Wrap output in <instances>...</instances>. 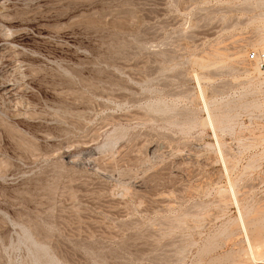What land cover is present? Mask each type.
<instances>
[{
	"label": "rangeland",
	"instance_id": "rangeland-1",
	"mask_svg": "<svg viewBox=\"0 0 264 264\" xmlns=\"http://www.w3.org/2000/svg\"><path fill=\"white\" fill-rule=\"evenodd\" d=\"M10 1L32 55L31 115L23 125L0 112V264H249L235 205L251 244L264 242V75L247 76L243 61L264 9ZM43 23L52 34L38 33ZM205 56L214 62L199 69ZM195 75L224 121L213 126L220 149Z\"/></svg>",
	"mask_w": 264,
	"mask_h": 264
},
{
	"label": "bare ground",
	"instance_id": "bare-ground-1",
	"mask_svg": "<svg viewBox=\"0 0 264 264\" xmlns=\"http://www.w3.org/2000/svg\"><path fill=\"white\" fill-rule=\"evenodd\" d=\"M64 1V0H63ZM73 1V0H72ZM86 1V0H85ZM14 2V1H13ZM124 2V1H123ZM11 1L10 0H0V112L1 114H3V112H9L10 114V118L14 121V122H17V124H26V122H28V120L30 119V113H29V108H30V104L27 102L28 101V98H27V94H29V90L30 88H28V85L29 83H27L30 79H28V75L26 74V70L27 68H25V62L27 61V58L31 55H28L29 53H27V49L24 48V44H22V37L23 35L27 32L25 27H23V24L22 25H18L16 24L15 22L11 21V19L9 18V15H10V11H11ZM59 3L58 2H54L53 5L56 6L58 5ZM249 4H250V9L251 10H254L256 8H261V9H264V0H250L249 1ZM51 5V4H50ZM52 6V5H51ZM63 6V5H62ZM55 8V7H54ZM49 9V8H48ZM36 10V9H35ZM45 10V9H44ZM50 10V9H49ZM56 9H54L55 11ZM62 10V9H60ZM127 10V9H126ZM33 11V10H31ZM53 11V10H52ZM57 11V10H56ZM30 12V11H29ZM34 12V11H33ZM49 12V11H48ZM40 14V13H39ZM46 14V13H45ZM71 15V14H70ZM19 16V15H18ZM54 16V15H53ZM86 16V15H85ZM259 16H263L262 13L259 14ZM123 17V16H122ZM29 18V17H28ZM81 18V17H80ZM79 18V19H80ZM85 18V17H84ZM93 18V17H92ZM105 18V17H104ZM115 18V17H114ZM121 18V17H120ZM78 19V17L76 18ZM83 19V18H81ZM126 19V18H125ZM136 19V18H135ZM84 20V19H83ZM91 20V19H90ZM98 20V19H97ZM105 20V19H104ZM115 20V19H114ZM254 20V19H253ZM20 21V20H19ZM57 21V20H56ZM75 21V20H74ZM93 21V20H92ZM50 22V21H49ZM58 23V22H57ZM83 23V22H82ZM33 24V23H32ZM75 24V22H74ZM94 24V23H93ZM97 24V23H96ZM139 24V23H138ZM25 25V24H24ZM29 25V24H28ZM98 25V24H97ZM126 25V24H125ZM132 25V24H131ZM39 26V25H38ZM32 27V26H31ZM36 28V27H35ZM123 29V28H122ZM36 30V29H35ZM37 30L39 31L38 33L40 35H43L44 33V36H46L45 34H48V33H51L53 32V28L50 26V25H47V24H41ZM82 30V29H81ZM117 30V29H116ZM125 30V29H124ZM133 31V30H131ZM261 32H257L260 37H258L255 41L257 42H252V44H258V48L254 50V52H262L264 53V27L260 30ZM190 32V31H189ZM40 35H37L39 36L40 38ZM49 35H47L48 37ZM24 38V37H23ZM26 40V38H25ZM28 42V40H27ZM30 42V41H29ZM24 43V42H23ZM41 44V43H40ZM237 44V43H236ZM26 45V44H25ZM32 45H33V42H32ZM58 46V45H57ZM237 46V45H236ZM242 46V45H240ZM33 47V46H32ZM238 47V46H237ZM234 48V47H233ZM256 48V47H255ZM34 49V48H33ZM43 50V49H42ZM261 50V51H260ZM54 51V50H53ZM212 52V51H211ZM213 52H216V49L215 51ZM239 52V51H238ZM219 53V52H218ZM235 53V52H234ZM34 54V53H33ZM214 54V53H213ZM210 53V55H213ZM216 57H217V53H215ZM220 54V53H219ZM242 54V52H241ZM50 55V54H49ZM60 55V54H59ZM209 55V53H208ZM238 56V54H236ZM244 55V54H243ZM28 56V57H27ZM32 56V55H31ZM215 56H210V60H214L212 59L215 58ZM236 56V57H237ZM240 56V54H239ZM38 57V56H37ZM71 57V56H70ZM209 57V56H208ZM221 57V56H219ZM234 57H235V54H234ZM35 58V57H34ZM33 58V59H34ZM241 58V59H240ZM240 58H237V60H241L242 61V56H240ZM31 59V57H29V60ZM52 59V58H51ZM65 59V58H64ZM205 60H203V58H199V59H196L195 60V63H198V67L199 69H205L210 66V64L213 62H208L206 61V56L204 57ZM217 59V58H216ZM215 59V60H216ZM209 60V61H210ZM237 60H233L234 62H239ZM31 61V60H30ZM43 61V60H42ZM75 61V60H74ZM218 62V60H216ZM215 61V62H216ZM40 62V61H39ZM77 62V61H76ZM81 62V61H80ZM27 63V62H26ZM32 63V62H31ZM221 63V62H220ZM224 63V62H223ZM230 63V62H229ZM233 63V62H231ZM242 63V62H241ZM28 64V63H27ZM26 64V65H27ZM30 64V63H29ZM41 64V63H40ZM215 64V63H214ZM226 64V63H225ZM236 64V63H234ZM191 65V64H190ZM240 65V64H239ZM246 66V68L244 66ZM243 68H245V70L247 71L246 75L248 76L250 73L248 70H250V68L258 73L259 75H264V63L263 64H250L246 61V59L243 61ZM29 66V65H28ZM123 66V65H122ZM126 66V65H125ZM241 66V65H240ZM211 67V66H210ZM209 67V68H210ZM249 67V68H248ZM42 68V67H41ZM248 68V69H247ZM68 69V68H67ZM50 70V69H49ZM211 70V69H210ZM46 71V70H45ZM232 71V70H231ZM32 71H27L28 74ZM33 73V72H32ZM210 73V72H209ZM212 73V72H211ZM54 74V73H53ZM128 74V73H127ZM32 75V74H30ZM193 75V74H192ZM200 75V74H199ZM44 76V75H43ZM133 76V75H132ZM135 76V75H134ZM58 77V76H57ZM30 78V77H29ZM195 80H196V83H197V86H198V91H199V95L201 96L202 98V101L201 103L203 104L204 106V110L206 111V119L205 120H202L204 121V126L207 124L212 132H213V136L215 138V143L217 144V147H218V142H217V138L215 137V129H217V125L215 123H218V120H215L213 119L214 118V115H213V118L211 117L208 109H207V105L205 103V100L203 99V90L201 89L200 85H199V77H197L196 75L194 76ZM57 79V78H56ZM61 79V78H59ZM84 79V78H83ZM82 81V80H81ZM202 81V79H201ZM38 82V81H37ZM43 84V83H42ZM55 86V85H54ZM86 86V85H85ZM88 86V85H87ZM39 88V87H38ZM45 88V87H44ZM52 88V87H51ZM88 88V87H87ZM58 89V88H57ZM32 90V89H31ZM48 90V89H47ZM60 91V90H59ZM70 91V90H69ZM41 92V91H40ZM50 92V91H49ZM53 92V91H52ZM57 92V91H56ZM75 92V91H74ZM63 93V91H62ZM67 93V92H66ZM35 94V93H34ZM54 94V92L52 93ZM70 94V93H69ZM48 95V93H47ZM55 95V94H54ZM60 95V93H59ZM78 95V94H77ZM30 96V94H29ZM43 96V95H42ZM49 96V95H48ZM57 96V95H56ZM66 96V95H65ZM68 96V95H67ZM73 96V95H72ZM80 96V95H79ZM81 97H83L81 95ZM64 98V97H63ZM196 98V97H195ZM200 98V100H201ZM27 99V101H25ZM52 99V98H51ZM65 99V98H64ZM68 99V98H67ZM37 100V98H36ZM54 100V99H53ZM56 100V99H55ZM58 100V99H57ZM60 100V99H59ZM73 100V99H72ZM75 101V100H74ZM193 101V100H192ZM50 101L48 100V103ZM58 102V101H57ZM77 102V101H76ZM197 102V101H196ZM32 103V101H31ZM79 103V102H78ZM48 106V105H47ZM67 106V105H66ZM82 106V105H81ZM68 108V107H67ZM2 110H4L2 112ZM58 110V109H57ZM63 110V109H62ZM72 110V108H71ZM77 110V109H76ZM223 110V109H222ZM66 111V110H65ZM228 112V111H226ZM231 112V111H230ZM72 113V112H70ZM0 114V115H1ZM7 114V113H6ZM48 114V113H47ZM60 114V113H59ZM78 114V113H77ZM215 114V113H214ZM4 115V118H5V114ZM8 115V114H7ZM70 115V114H69ZM216 115V114H215ZM220 116V115H219ZM218 116V117H219ZM39 117V116H38ZM53 117V116H52ZM217 117V116H216ZM215 117V118H216ZM217 117V118H218ZM222 117V116H221ZM8 118V117H7ZM57 118V117H56ZM220 118V117H219ZM218 118V119H219ZM223 118V117H222ZM221 118V119H222ZM225 118H228L227 120H229L230 118L229 117H225ZM58 119V118H57ZM224 119V118H223ZM232 119V118H231ZM79 120V119H78ZM226 120V119H224ZM12 121V122H13ZM41 121V120H40ZM51 121V120H50ZM63 121V120H62ZM222 123H218L220 125H224L222 120H220ZM35 122V120H34ZM48 122V121H47ZM9 123V122H8ZM30 123V122H29ZM23 124V125H24ZM35 124V123H34ZM33 124V125H34ZM214 124L216 125L215 129H213V126ZM81 125V124H80ZM68 126V125H67ZM32 127V126H31ZM37 127V126H36ZM219 127V125H218ZM9 128V127H8ZM225 128V126L223 127ZM222 128V129H223ZM50 131V130H49ZM86 131V130H85ZM99 131V130H98ZM224 131V130H223ZM229 131V130H228ZM67 135V134H66ZM23 136V135H22ZM26 136V135H25ZM7 137V136H6ZM16 137V136H15ZM93 139V138H92ZM15 140V139H13ZM20 140V139H19ZM33 141V140H32ZM88 141V139H87ZM86 141V142H87ZM18 141H15L14 143H16ZM76 142V141H74ZM80 142V141H79ZM72 143V142H71ZM214 143V142H213ZM26 144V143H25ZM70 144V142H69ZM24 145V143H23ZM74 145V144H73ZM28 146V145H27ZM83 146V144L81 145ZM216 146V145H215ZM221 147V146H220ZM24 148V147H23ZM82 148V147H81ZM212 149V148H211ZM216 149H220L219 147L216 148ZM26 150V148H25ZM221 151V150H220ZM33 153V152H31ZM219 154V152H217ZM36 155V154H34ZM39 155V154H37ZM49 155V154H48ZM221 155V152L220 154ZM27 156V155H26ZM45 156V155H44ZM213 156V155H212ZM211 156V157H212ZM43 157V156H42ZM41 157V158H42ZM122 157V156H121ZM133 158V157H132ZM220 159H221V156H220ZM222 159H225L222 157ZM72 161V160H71ZM111 161V160H110ZM114 161V160H113ZM229 161V160H228ZM108 162V161H107ZM216 162V161H215ZM222 163V165H224V161H220ZM1 164V163H0ZM68 164V163H67ZM72 164V163H71ZM211 164V163H210ZM216 165V164H215ZM227 167V166H226ZM225 168V166L223 167V169ZM227 169V168H226ZM226 171V170H224ZM230 184V182H229ZM233 185V183H232ZM200 188V187H199ZM231 188V187H230ZM234 188V187H233ZM232 188V189H233ZM125 189V188H124ZM236 191V190H235ZM124 192V191H123ZM128 193V191H126ZM224 191L221 192V194H223ZM227 192V191H226ZM131 193V192H129ZM230 193V192H229ZM232 193V192H231ZM220 194V193H219ZM234 193H232L233 195ZM218 195V194H217ZM230 195V194H229ZM232 195H230L232 197ZM73 196V195H72ZM222 197V196H221ZM234 197V196H233ZM218 198V197H217ZM226 198V197H225ZM232 199V198H231ZM235 199V198H234ZM232 199V200H234ZM238 199V198H237ZM163 200V199H162ZM165 200V199H164ZM219 200V199H218ZM223 201V198L221 199ZM231 200V201H232ZM220 201V200H219ZM235 203H236V200H234ZM234 205V203H232ZM237 204V203H236ZM229 205V204H228ZM227 205V206H228ZM221 206V205H220ZM236 206V209H237V221L238 222L237 224H239V228L241 229L240 232H242L244 234V241H245V245H246V255H244L245 257H247V259L250 261V263L252 264H264V245H261V244H264V242H261L257 245H255L256 243L253 242V244H251L249 238L247 237V233H246V229H245V225H244V222L243 220L246 219V215L247 213L245 212L243 214H241V211H240V208H238L237 205ZM234 206V207H235ZM243 216V217H242ZM245 216V218H244ZM247 221V220H246ZM259 221V220H258ZM235 225V224H234ZM248 225V224H247ZM236 227V225H235ZM242 234V235H243ZM261 240V239H260ZM263 240V239H262ZM259 241V240H258ZM257 241V242H258ZM36 248V247H34ZM37 249V248H36ZM38 250V258L43 254L41 250L37 249ZM34 251V249H33ZM244 253V250L242 251ZM240 253V252H239ZM234 256V255H233ZM240 256V254L238 255ZM244 256H241V258ZM240 258V257H239ZM238 258V259H239ZM41 259H44L43 257ZM246 258H244V262H246L245 260ZM38 260V259H37ZM47 261V260H46ZM249 261L247 263H249ZM243 262V263H244ZM39 263H40V259H39ZM44 263V262H43ZM47 263V262H46ZM50 263V261H49ZM53 263V262H52ZM242 262L241 263H238V264H243ZM249 263V264H250ZM245 264V263H244Z\"/></svg>",
	"mask_w": 264,
	"mask_h": 264
},
{
	"label": "built area",
	"instance_id": "built-area-1",
	"mask_svg": "<svg viewBox=\"0 0 264 264\" xmlns=\"http://www.w3.org/2000/svg\"><path fill=\"white\" fill-rule=\"evenodd\" d=\"M246 61L250 64H263L264 63V53L251 51L246 55Z\"/></svg>",
	"mask_w": 264,
	"mask_h": 264
}]
</instances>
